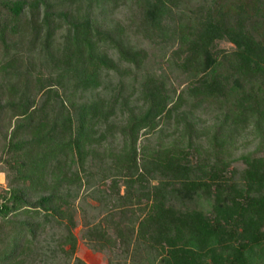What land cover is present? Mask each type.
I'll return each instance as SVG.
<instances>
[{
  "label": "trees",
  "instance_id": "1",
  "mask_svg": "<svg viewBox=\"0 0 264 264\" xmlns=\"http://www.w3.org/2000/svg\"><path fill=\"white\" fill-rule=\"evenodd\" d=\"M182 1L134 0L138 30L175 45L192 84L177 92L147 75L106 98L104 76L148 57L98 18L125 0H0V264H32L51 224L67 259L81 226L90 250L128 264H264V0H211L187 18ZM223 40L233 50H215ZM213 102L202 125L196 110ZM248 128L255 147L233 157ZM99 170L106 212L79 220L72 189Z\"/></svg>",
  "mask_w": 264,
  "mask_h": 264
},
{
  "label": "rangeland",
  "instance_id": "2",
  "mask_svg": "<svg viewBox=\"0 0 264 264\" xmlns=\"http://www.w3.org/2000/svg\"><path fill=\"white\" fill-rule=\"evenodd\" d=\"M211 0H183L179 13H182L185 18L192 16L194 11L201 4H209ZM104 13H98V18L105 19L107 25L120 24L124 27V39L125 41L136 49H143L147 52V60L140 69L121 64V68H129L131 73L127 76L120 77L116 73L109 72L103 77V84L95 92L100 93L103 97H110L112 94L119 92V81L123 82V90L120 92L122 95H128L134 89H137L140 83L147 75L162 78L166 81L169 88H174L176 91L186 89L192 84V80L189 75L184 74L176 68L173 62L172 51L176 47L172 45L170 41H161L160 36L146 37L143 32L138 30V25L141 21L139 12L137 10L134 0H125V3L120 4L117 8L111 9L110 6L106 8ZM234 46L223 40L216 42L215 50L231 51ZM111 53V56L115 58V53ZM137 94V93H136ZM135 94V95H136ZM89 95V94H87ZM135 96H133L134 98ZM188 101L191 98L186 96ZM219 103H205L204 106L196 110V115L204 120L203 124H210L214 121V114L219 111ZM228 103L222 104V109H225ZM186 105L184 108H188ZM116 123H121L120 118L116 119ZM162 129L166 133H169L173 129L172 124H161ZM251 128L243 130L237 137V143L239 148L233 152V157H239L240 155L251 151L255 147V140L250 134ZM160 131L152 135H143L140 138V145L151 144L153 146L157 140H159ZM168 140V137H164ZM119 138L105 144V146L118 148ZM103 148H100L101 152ZM97 162V161H96ZM98 167L99 164L96 163ZM99 169V168H98ZM91 181L90 185L83 184L80 188L72 189L77 193L74 199L75 206L78 207L77 218L83 220L87 218L93 223L97 222L104 214L106 207L104 201L101 198V192L98 189V180L101 177V170ZM0 187H5L4 174L0 172ZM74 234L78 237V244L75 256L71 259H67L63 256V253L59 250V241L64 234V228L58 227L55 224L48 225L40 236L39 243L37 245L35 256H33L32 264H75L76 258L81 259L86 264H108V258L111 256L110 264H128L125 258H122L114 253L103 254L99 252H93L90 250L83 239L80 238L81 226H78L73 230Z\"/></svg>",
  "mask_w": 264,
  "mask_h": 264
}]
</instances>
